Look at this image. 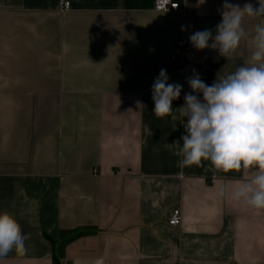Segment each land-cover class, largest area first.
<instances>
[{
	"label": "crops",
	"instance_id": "0c3cea01",
	"mask_svg": "<svg viewBox=\"0 0 264 264\" xmlns=\"http://www.w3.org/2000/svg\"><path fill=\"white\" fill-rule=\"evenodd\" d=\"M63 1L0 0V210L29 236L0 264H264V211L217 195L247 177L181 173L179 115L153 113L161 69L183 87L178 109L193 69L211 85L247 59V43L227 61L189 42L215 34L223 0Z\"/></svg>",
	"mask_w": 264,
	"mask_h": 264
},
{
	"label": "clouds",
	"instance_id": "9594fccd",
	"mask_svg": "<svg viewBox=\"0 0 264 264\" xmlns=\"http://www.w3.org/2000/svg\"><path fill=\"white\" fill-rule=\"evenodd\" d=\"M258 5L245 3L241 7L223 0L222 19L215 26V34L205 29L189 36L196 50H215L227 61L233 60L241 45L247 43L249 55L242 65L218 74L211 85L193 69L187 80L191 92L184 95L185 103L178 109L173 108V101L180 98L183 87L169 83L166 70L161 69L152 84L151 98L157 118L172 116L175 120V111L183 124L185 134L170 145L179 157L177 167L181 173L187 167L203 168L205 162L214 178L218 173L242 172L247 179L233 188L221 187L218 197L264 211V0H258ZM246 18L256 21L250 32L245 27ZM181 30L186 29L182 26ZM28 239L15 214L0 210V259L13 252L26 254Z\"/></svg>",
	"mask_w": 264,
	"mask_h": 264
},
{
	"label": "built area",
	"instance_id": "2783aa9c",
	"mask_svg": "<svg viewBox=\"0 0 264 264\" xmlns=\"http://www.w3.org/2000/svg\"><path fill=\"white\" fill-rule=\"evenodd\" d=\"M175 5H178V6L173 7ZM59 8L61 10H67L69 8V3L67 1L60 0ZM153 9L157 12L182 10L179 3L174 0H154ZM180 221H181L180 210L174 209L168 219V224L170 226L177 227L180 224Z\"/></svg>",
	"mask_w": 264,
	"mask_h": 264
},
{
	"label": "trees",
	"instance_id": "16d2710c",
	"mask_svg": "<svg viewBox=\"0 0 264 264\" xmlns=\"http://www.w3.org/2000/svg\"><path fill=\"white\" fill-rule=\"evenodd\" d=\"M55 264H59L57 261L54 262Z\"/></svg>",
	"mask_w": 264,
	"mask_h": 264
}]
</instances>
